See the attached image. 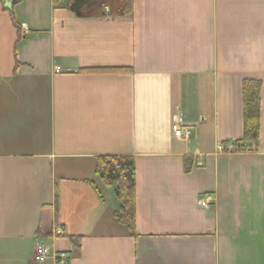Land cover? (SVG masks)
<instances>
[{
	"label": "crops",
	"instance_id": "0c3cea01",
	"mask_svg": "<svg viewBox=\"0 0 264 264\" xmlns=\"http://www.w3.org/2000/svg\"><path fill=\"white\" fill-rule=\"evenodd\" d=\"M7 1L0 264H37V236L44 264H264V0H134L131 16L91 17ZM244 79L262 83L260 138L220 151L243 138ZM108 154L134 158L136 235L95 174Z\"/></svg>",
	"mask_w": 264,
	"mask_h": 264
},
{
	"label": "trees",
	"instance_id": "16d2710c",
	"mask_svg": "<svg viewBox=\"0 0 264 264\" xmlns=\"http://www.w3.org/2000/svg\"><path fill=\"white\" fill-rule=\"evenodd\" d=\"M67 8L79 17L101 16L109 10L112 16H131L134 0H67ZM21 37V36H20ZM243 138L233 142L234 151L248 150L246 143H258L261 131L262 83L256 79H244L243 85ZM193 158H184V170L191 172ZM95 174L108 188H112L120 202L113 215L124 224L132 235H136V170L130 155H101L97 157ZM92 183V181L90 182ZM43 223L40 232L44 231ZM75 246L79 242L74 239Z\"/></svg>",
	"mask_w": 264,
	"mask_h": 264
},
{
	"label": "built area",
	"instance_id": "2783aa9c",
	"mask_svg": "<svg viewBox=\"0 0 264 264\" xmlns=\"http://www.w3.org/2000/svg\"><path fill=\"white\" fill-rule=\"evenodd\" d=\"M107 15L110 16L108 9H107ZM19 29H20L21 36L26 35V33H28L30 31V27L26 23H21L19 25ZM56 71L59 72L60 67H56ZM191 131H192V129H190L188 127L183 128L180 125L175 126V135L177 137H180L182 135H184L185 137H188L191 134ZM231 149H233L232 143H230V144H219L218 145V150H220V151H227V150H231ZM197 165L201 166L202 163L197 162ZM213 202H214L213 195L209 194V193L202 195L199 199V205L201 207H204V208H210L212 206ZM54 233L56 236H59V235L64 234V231L62 228L58 227V228H56ZM49 255L50 254H49L48 248L43 243V241L39 238V236H37L35 238L34 245H33L34 261L37 264H44L46 262V260L48 259ZM55 258H56L57 262H59L60 264H63V263H66V260L68 259V255L64 252H59V253L55 254Z\"/></svg>",
	"mask_w": 264,
	"mask_h": 264
},
{
	"label": "water",
	"instance_id": "95a60500",
	"mask_svg": "<svg viewBox=\"0 0 264 264\" xmlns=\"http://www.w3.org/2000/svg\"><path fill=\"white\" fill-rule=\"evenodd\" d=\"M3 1L5 2V4H8V5H12V3L14 2V1H13V2H10V3H9L7 0H3Z\"/></svg>",
	"mask_w": 264,
	"mask_h": 264
},
{
	"label": "rangeland",
	"instance_id": "374dc122",
	"mask_svg": "<svg viewBox=\"0 0 264 264\" xmlns=\"http://www.w3.org/2000/svg\"><path fill=\"white\" fill-rule=\"evenodd\" d=\"M113 195H115V194H113Z\"/></svg>",
	"mask_w": 264,
	"mask_h": 264
}]
</instances>
